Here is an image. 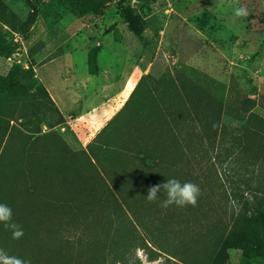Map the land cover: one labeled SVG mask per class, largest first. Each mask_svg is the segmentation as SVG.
I'll return each instance as SVG.
<instances>
[{"label": "rangeland", "instance_id": "1", "mask_svg": "<svg viewBox=\"0 0 264 264\" xmlns=\"http://www.w3.org/2000/svg\"><path fill=\"white\" fill-rule=\"evenodd\" d=\"M119 5L136 16L140 36L128 29ZM235 6L246 7L247 17L235 18ZM29 13L33 20L25 22ZM11 67L22 70L31 90H0V204L23 234L14 238L0 222V249L30 264H115L104 255L103 236L93 256L82 235L107 226L123 245L130 231L125 213L143 238L167 245L145 226L160 227L146 222L170 208L192 224L187 239H169L170 246L206 254L209 243L199 237L225 218L228 204L212 183L214 169L224 177L223 166L200 158L201 127L189 101L208 94L230 111L224 132L236 123L234 132L242 131L247 100L264 119V0H0V74ZM78 83L87 109L78 126L95 133L87 143L62 132L82 105L62 95L77 92ZM171 178L199 186L195 206L162 207V189L147 199L150 186ZM227 253L228 264H261L237 248ZM179 259L137 248L117 264H183Z\"/></svg>", "mask_w": 264, "mask_h": 264}, {"label": "trees", "instance_id": "2", "mask_svg": "<svg viewBox=\"0 0 264 264\" xmlns=\"http://www.w3.org/2000/svg\"><path fill=\"white\" fill-rule=\"evenodd\" d=\"M119 15L126 23L128 29L135 35L142 34V27L139 26L136 16L129 8L119 5ZM33 20V13L25 22ZM22 70L18 67H11L9 71L0 74V90H6L13 94L29 92L30 86L21 82ZM38 88L35 87V90ZM41 94L48 96L45 89L40 90ZM246 105L243 108V120H241V132H234L233 126L229 131H223L225 122L224 115L231 117L230 111H221L220 104L215 105L211 97L206 94L198 99L190 100V109L194 112L196 123L201 130L196 132L199 140V151L201 159H208L213 165L223 166V175L220 176L214 169L215 191L221 192L228 204V211H224L225 218H218L207 226L199 238L208 242L209 247L206 254L201 257L197 246L183 248L179 252L170 246L169 239L184 241L191 232L192 224L183 216L176 217L174 209L167 208L165 214L160 210L155 211L146 222L159 223L157 229L145 226L138 212L127 202L125 195H122L124 204L129 207L131 217L145 226L147 234L158 232V236L165 237L166 244L158 241V237H151V240L143 238L138 227L132 223V219L124 213V220L129 225L128 239L123 245H116L111 237L112 230L107 226L94 228L92 234L84 233L81 237V245L89 249L91 255L96 256L99 246L96 237H104L103 252L106 258L117 263H126L128 254L135 253L137 248L148 250L151 254L165 253L174 258L178 257L183 264H228L227 250L237 248L242 251L247 260L256 259L264 264V119L251 111ZM192 121H194L192 119ZM229 121H231L229 119ZM222 131V132H221ZM143 160V159H142ZM153 162V161H152ZM154 165V162L152 163ZM225 178V179H224ZM120 193V192H119ZM121 195V193H120ZM152 202L151 204H154ZM238 206V209H237ZM151 221V222H150ZM201 229H203L201 227ZM191 234V233H190ZM196 237V236H195ZM191 236L189 237V240ZM204 239V240H203ZM188 242L190 243V241ZM164 244V245H163ZM195 249L197 254L191 257L190 252ZM189 252H186V251ZM10 256L11 252L3 250ZM48 253L47 249L45 250ZM40 252V256H45ZM23 259V258H22ZM33 264H47L46 260H37Z\"/></svg>", "mask_w": 264, "mask_h": 264}, {"label": "clouds", "instance_id": "3", "mask_svg": "<svg viewBox=\"0 0 264 264\" xmlns=\"http://www.w3.org/2000/svg\"><path fill=\"white\" fill-rule=\"evenodd\" d=\"M233 15L235 18H246L248 9L244 6L233 7ZM163 190L166 198L161 201V206L167 208L169 205L175 204L178 207H183L188 204L195 206L197 197L200 194V189L197 184L191 181L181 183L180 180L171 178L166 182L152 185L148 188L147 199L149 201L156 200L158 191ZM0 222H3L6 228L13 231V237L19 238L23 231L19 225L11 222V209L5 205L0 204ZM0 264H30L19 257L10 256L0 249Z\"/></svg>", "mask_w": 264, "mask_h": 264}, {"label": "crops", "instance_id": "4", "mask_svg": "<svg viewBox=\"0 0 264 264\" xmlns=\"http://www.w3.org/2000/svg\"><path fill=\"white\" fill-rule=\"evenodd\" d=\"M77 87L78 88H74V89L77 90V92H74L75 94L72 91H69V92L68 91H65L64 92V94H63L64 96L62 95V97H63L62 99H63L64 102H65V98L64 97L65 96L66 97L68 96L66 99L70 98V101H72V102L73 101H77V102L79 101L80 104H82L81 99H82V97L85 94L83 91H85L86 89H83L82 86L80 85V83H78V86ZM74 95L77 96V97L74 98ZM60 111H61L62 115L66 119L69 118L66 110H64L63 108H60ZM86 111H87L86 107L82 104L81 105V108L79 110V113L77 114V116L75 118H73V119H70V120L68 119V121L65 122L66 123L65 125H69L70 126V130H69L68 126H65V125L63 126V130H62V132H74V134L76 135L77 139L79 141H83L85 143L89 142L92 139V137L95 136V133L94 132H91L89 134V136H87V134L89 132H85L84 131L85 128L82 129L80 126H78V124L81 123V121L84 119V113ZM104 113L108 115L109 110L108 111H104ZM94 116L95 115H92V117L90 118L91 123H92V120H93ZM98 120L100 122H102V116H100V118ZM98 120L97 119H94L93 122H98ZM104 123H101V128L104 127ZM82 125H84V124H82Z\"/></svg>", "mask_w": 264, "mask_h": 264}]
</instances>
